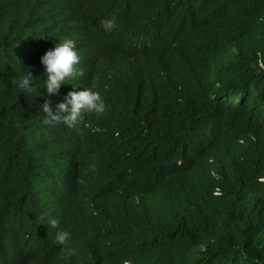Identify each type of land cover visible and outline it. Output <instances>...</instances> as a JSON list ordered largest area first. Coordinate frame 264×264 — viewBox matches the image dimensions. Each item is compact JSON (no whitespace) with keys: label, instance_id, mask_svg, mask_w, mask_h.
Segmentation results:
<instances>
[{"label":"trees","instance_id":"16d2710c","mask_svg":"<svg viewBox=\"0 0 264 264\" xmlns=\"http://www.w3.org/2000/svg\"><path fill=\"white\" fill-rule=\"evenodd\" d=\"M66 38L82 75L21 93ZM0 264H264V0H0Z\"/></svg>","mask_w":264,"mask_h":264},{"label":"clouds","instance_id":"9594fccd","mask_svg":"<svg viewBox=\"0 0 264 264\" xmlns=\"http://www.w3.org/2000/svg\"><path fill=\"white\" fill-rule=\"evenodd\" d=\"M99 24L105 32H110L116 27L115 18L101 19ZM80 60L76 49L75 41L70 38L59 40L54 47L48 49L40 57V63L43 65L41 84L37 85V77L34 78L30 70L23 71L15 80L16 87L21 93L31 98L38 95V90L45 87L47 94L58 93L61 84L69 83L71 79L82 75V71L75 67ZM105 101L101 94L93 87L83 88L79 91H69L53 107L52 101L45 98L39 105L40 113L43 116L45 124H63L69 128L74 127L77 122L85 115H101L105 111ZM47 223L52 228H56L58 221L50 218ZM70 233L65 230H58L55 233V241L61 246H66ZM71 254L74 250L67 249Z\"/></svg>","mask_w":264,"mask_h":264}]
</instances>
